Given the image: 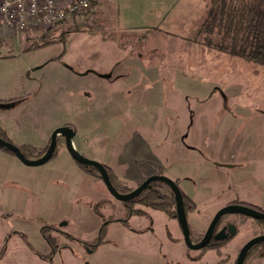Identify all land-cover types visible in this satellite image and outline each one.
<instances>
[{"label": "rangeland", "instance_id": "rangeland-1", "mask_svg": "<svg viewBox=\"0 0 264 264\" xmlns=\"http://www.w3.org/2000/svg\"><path fill=\"white\" fill-rule=\"evenodd\" d=\"M214 2L100 0L87 13L70 14L47 37L37 30L22 45L15 36L0 39V99L20 101L0 108L13 143L36 147L28 154L34 160L53 131L67 125L75 131L76 149L107 164L120 192L153 174L179 179L191 198L193 242L232 201L264 210V64L232 54L231 41L208 27ZM126 31L135 34L131 42ZM143 33L146 41L137 43ZM115 41L125 52L134 45L139 51L137 44L146 61L161 66L150 70L158 84L150 85V96L146 81L122 85L101 76L119 57ZM131 99H142L138 108L149 110L144 132L127 124ZM175 125L182 131H173ZM12 156L0 153V264H236L244 244L264 234V219L226 213L215 229L232 223L236 233L191 249L177 218L138 202L139 213L127 224L108 223L106 242L91 251L84 241L97 238L103 222L127 217L124 201L100 175L78 166L61 134L56 155L44 164ZM172 164L176 173L167 170ZM155 190L157 202L172 194L164 181ZM245 264H264V243L251 249Z\"/></svg>", "mask_w": 264, "mask_h": 264}, {"label": "trees", "instance_id": "trees-1", "mask_svg": "<svg viewBox=\"0 0 264 264\" xmlns=\"http://www.w3.org/2000/svg\"><path fill=\"white\" fill-rule=\"evenodd\" d=\"M94 3H95V0H91L89 6L86 9H81L76 12H73L72 15H75L77 13H87L91 9L92 5H94ZM214 4H215L214 7L212 6L213 9H211L209 12L210 21H209L208 27L211 26L212 28H216L218 33H222V35H224L225 38L231 41V45L234 49V50H231L232 54H236L240 57L246 58L247 60H254L256 62L264 64V0H256L254 2H245V1H240V0L239 1L237 0H215ZM65 20L66 19H64L63 21L55 24L54 26L48 29L42 30L43 32L41 36L47 37V34L49 32H54L53 28L55 29L56 27L64 23ZM59 29H61V27H59ZM62 35H64V32L61 33L58 39H61V37L63 38L64 36ZM55 40L57 39H55L54 37L51 38L52 42ZM48 41L50 40L48 39L46 43H48ZM33 46L35 47L38 45H33ZM34 47L29 46L27 47V49L30 50V49H33ZM18 102H20L18 98L0 99V108L2 106L10 107L12 105L17 104ZM0 136L6 140H9V138L7 137L4 131H0ZM19 147L26 157H28V154L33 155L37 150L36 147L29 145V144H24L23 146L19 145ZM0 148L5 150L6 152L14 154V152L10 150L9 148H6L1 145H0ZM47 149H48V146L40 150L39 158L45 154ZM56 153H57V148L53 156H55ZM77 164L83 171L91 175H100L99 170L93 165H87L85 163L78 162V161H77ZM105 166L107 167L110 178L114 186L117 189V186L115 185L114 180H113V175L110 170V167L107 164H105ZM100 177L102 178L101 175ZM175 181L179 184V179H176ZM159 182L160 181H153L140 193V195H138L137 197L133 199L124 201V204L126 205V208H127L126 210L127 217L119 218L115 220L110 219L108 221L103 222V225L101 226L100 231H99V236L93 239L91 242L87 240L84 241L86 242L85 246H87V248H89L91 251H94L100 245L105 243L106 240L104 239V236L106 233L105 231H106L107 224L110 223L111 221H121L124 224H127L131 216L137 215L139 213L138 212L139 210L134 208V204L138 202L141 204L150 206L152 208L162 210L170 217H174L178 219L176 199H175V194L173 190L171 191L172 194L171 196H169L170 198L167 202H157L155 200L157 199L156 198L157 190H155V185L156 183H159ZM132 190L133 189H131L130 191ZM181 191L184 197V203H185L186 212H187L188 203L190 202L191 198L183 191L182 188H181ZM171 205H175V209L171 210L170 209ZM258 209L263 210L259 207ZM100 215L103 216L101 213ZM231 236L232 235H230V237ZM228 239L229 238L220 239V238L213 237L210 243L206 247L211 246L214 241L223 242ZM47 240L49 239L47 238ZM262 243H264V241L256 245H259ZM256 245H254L251 249H253ZM55 246H57V244H55ZM4 249L5 247H3V250ZM251 249L248 251L243 264H245V261ZM38 254L40 256L42 255L40 253Z\"/></svg>", "mask_w": 264, "mask_h": 264}, {"label": "water", "instance_id": "water-1", "mask_svg": "<svg viewBox=\"0 0 264 264\" xmlns=\"http://www.w3.org/2000/svg\"><path fill=\"white\" fill-rule=\"evenodd\" d=\"M58 134L64 135L65 141H66V147H67L68 151L70 152V154L72 155V157L76 161L85 163L87 165H93L99 170L100 175L102 176V179H103L107 189L119 200L126 201V200H130V199L137 197L153 181H164L167 184H169L171 189L173 190V192L175 194L176 207H177V211H178V220H179L181 227H182V230H183L185 243L191 249H202V248L206 247L210 243L213 235L215 238H224L228 235L224 232V230H220L219 232L214 234V230L216 228V225H217L219 219L226 213L244 214V215L256 218V219H264V211H262V210L251 208V207H248V206H245L242 204H238V203H228L225 206H223L222 208H220L215 213V215L212 218L203 238L198 242H193L191 239L190 225H189V221H188V216H187V212H186V207H185L184 197H183V194L181 191V187L173 178L166 176V175L153 174V175L147 177L140 185H138L132 191L126 192V193L120 192L114 186V184L110 178L108 169L104 163L86 157L85 155L80 153L75 148V146L72 143V137L74 136L75 131L72 127L64 125V126H60V127L56 128L51 135L50 144H49L48 149L45 152V154L43 156H41L40 158H37L34 160L26 157L18 145L14 144L13 142H11L9 140L4 139L1 136H0V145L12 150L14 152V154L24 164L36 166V165L44 164L49 159L52 158V156H53V154L57 148ZM229 233L231 235H234L236 233V226L234 224L230 225ZM263 241H264V234H260V235L253 237L248 242H246L238 254L236 264H243L248 251L254 245H256L260 242H263Z\"/></svg>", "mask_w": 264, "mask_h": 264}, {"label": "crops", "instance_id": "crops-1", "mask_svg": "<svg viewBox=\"0 0 264 264\" xmlns=\"http://www.w3.org/2000/svg\"><path fill=\"white\" fill-rule=\"evenodd\" d=\"M57 1L62 6L68 7L71 3H73L74 0H57ZM204 1H205V4L207 5V0H204ZM99 2H100V0H95L94 4L99 3ZM205 14H206V8H205V13L200 15V18L199 17L196 18V16H195L196 19L193 20L194 24L192 25V27L189 28L191 32H193L195 30V27L197 26L196 23L199 24L200 19H203ZM72 16H74V15H72ZM129 28H132V27H129ZM115 32L117 34V37H121V38L123 37V31L122 32L115 31ZM126 33H129L127 35L130 37L129 41L131 42V40L133 39V35H135V34L133 32H131V31H126ZM168 33L172 34L171 32H168ZM27 36L29 37V32L22 33L18 37L17 36H15V37L12 36V37L16 38L18 40V42L20 43V45H22V43L26 41ZM5 37L8 38V36H5ZM12 37L9 38V39H12ZM147 37H148V35L146 33H143L140 36H136V38H138L137 43L145 42L146 41L145 38H147ZM23 39H25V41H23ZM1 44H2V42L0 43V46H1ZM114 44H115L114 48L117 49V51H118L117 54L119 55V57H115V58H113L112 61L109 62L111 71H109L108 74L101 75V76L105 77L106 79H108V81L110 83L118 81V83L122 84V85L139 86V82L140 81H146V82H148V84H147V94L146 95L150 96V85L152 84V86H155V84H157V80H156L157 77H151L150 70L151 69H158L159 70V69H161V66L152 64L149 60L146 61L145 60V52H144V50H142L141 47L138 46L137 44H136V46L140 48L139 51H137V52H134V50H133L135 45L132 46L129 50H127V52H125V50L122 48V45H123L122 41H115ZM30 50H33V49H30ZM10 53L11 52H9V54ZM53 58H55V57H53ZM63 60L64 59H62L61 61H63ZM150 79H152V83L149 81ZM158 83H160V82H158ZM160 85H162V83ZM138 97H140V95H138ZM136 100L138 102H135ZM127 102H128V100H127ZM141 102H142V99H133L131 102H128V104H129L128 108H130V109L127 112V113H129L127 117L130 118L128 120L127 124H129L135 131H137L139 133L144 132L146 127H147V125L145 124L146 123L145 122V119H146L145 116H146L147 111L149 112V110H146V107H144V109L138 108V107L143 106V104H141ZM12 106H14V105H12ZM137 117H142V118L139 119V121H138V119H136ZM153 126H155V125H153ZM189 127H190V130L193 131L192 130L193 129V123H191L189 125ZM180 128H181L180 126L175 125V128L173 129V131L176 130V129L178 131H182V130H180ZM9 130H10V128L7 126L6 122H4L2 120V114L0 112V131H4L6 133V135H7V137L9 138V140L11 142L16 143L11 138V134H10L11 132ZM72 143L75 146V148H77V146H79V143H77L75 138H72ZM0 153L2 155H4L5 157H7V158L14 157V156H12V154L2 150L1 148H0ZM15 157H17V156L15 155ZM173 167H174V164H172V167L168 168L167 170H169L170 172L171 171H175V173H176V171H178L179 168H176V167L173 168ZM175 244H177V243H175ZM4 247L6 248V246H4ZM1 253L2 254H6V249L2 250ZM42 258H45V257H42ZM51 258H52V256L50 258H48V259H51Z\"/></svg>", "mask_w": 264, "mask_h": 264}, {"label": "built area", "instance_id": "built-area-1", "mask_svg": "<svg viewBox=\"0 0 264 264\" xmlns=\"http://www.w3.org/2000/svg\"><path fill=\"white\" fill-rule=\"evenodd\" d=\"M91 0H74L68 7L57 0H0V39L45 30L86 9Z\"/></svg>", "mask_w": 264, "mask_h": 264}, {"label": "flooded vegetation", "instance_id": "flooded-vegetation-1", "mask_svg": "<svg viewBox=\"0 0 264 264\" xmlns=\"http://www.w3.org/2000/svg\"><path fill=\"white\" fill-rule=\"evenodd\" d=\"M63 137H64V135L63 134H61ZM64 139H65V137H64ZM230 203H238V204H242V205H245V206H248V207H251V208H255V209H258V206H256V205H253V204H250V203H248V202H245V201H234V202H230ZM262 211H264V210H262ZM231 214H236V213H231ZM241 215H244V214H241ZM245 216H247V215H245ZM248 217H251V216H248ZM253 218V217H252ZM254 219H256V218H254ZM257 220H263V219H257ZM232 223H228L227 225H225V226H223L222 228H221V230H224V232L226 233V234H228L226 237H224V238H220V239H226V238H231L230 237V233H229V227H230V225H231ZM235 225V224H234ZM220 230H218V231H216V229H215V231H214V234H216L217 232H219ZM204 236V235H203ZM203 236H202V238H203ZM213 237H214V235H213ZM212 237V238H213ZM201 238V239H202ZM212 238H211V240H212ZM200 239V240H201ZM252 239V238H251ZM250 239V240H251ZM199 240V241H200Z\"/></svg>", "mask_w": 264, "mask_h": 264}]
</instances>
